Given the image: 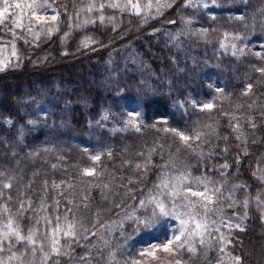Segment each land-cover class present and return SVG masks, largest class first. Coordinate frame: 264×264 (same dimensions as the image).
I'll use <instances>...</instances> for the list:
<instances>
[{"label": "snow or ice", "instance_id": "obj_1", "mask_svg": "<svg viewBox=\"0 0 264 264\" xmlns=\"http://www.w3.org/2000/svg\"><path fill=\"white\" fill-rule=\"evenodd\" d=\"M241 2L247 5L248 0ZM176 6L177 0H147L146 3H142L141 0H108L107 4L99 5L90 2L86 7H82L81 11L86 13L99 11L101 24L105 22L103 13L106 8L119 10L121 15L134 14L141 18L142 24H147L149 20L162 16L165 11ZM219 7H221L220 0H183L179 5V9H193L197 12L203 10L204 15L213 22L218 17L212 9ZM261 12L260 26L264 31V10ZM65 14H67V6H65ZM60 16L61 13L48 0H0V27L6 29L12 37L10 57L0 56V73L5 72L10 66L20 67L16 40L23 39L24 43L28 44L29 40L24 33L30 35L33 41L40 40L42 35L50 38L59 29ZM228 19L244 23L248 34L221 31L215 27H193L196 21L189 18L182 20L184 27L178 33H168V35L174 41H179L180 36L184 35L211 43L212 37L220 32L219 48L225 53L231 50L233 57L239 59L251 56L264 64V42L259 44L258 51L249 48L248 43H243V46H239L238 43L250 41L255 34L257 27L255 14L252 15L251 25L246 23V14L232 15ZM108 20L113 22L115 17L109 16ZM89 23L95 24L96 21L85 19L83 24H77V27ZM168 23L175 24L176 21L170 20ZM69 27L71 28V24ZM17 30H20L21 34L18 35ZM115 30L114 27L113 31ZM153 31L157 32L159 29ZM68 35L69 33H64V37ZM95 43L97 41L93 38L85 37L81 41V47L90 48ZM3 51V46H0V54ZM62 55L68 53L64 52ZM250 67L264 78V66L250 65ZM208 86L213 87L211 84ZM252 90L253 84L246 83L241 96H249ZM123 91L124 89L121 88L116 95L120 96ZM224 91L222 87H215L216 93H224ZM141 99L147 104L150 94L145 92ZM214 100L215 97L209 101H197L189 96L191 106L200 111H211L216 106ZM15 103L20 106L17 112L20 122L11 116L4 118L3 123L16 130L14 140L5 139L4 143L13 144L21 151L28 147L25 143L26 137L34 129L55 127L56 120L53 119L52 124L49 125L50 118L59 119L61 126L71 119V114L68 112L71 102L58 95H50L43 88L37 89L35 94H27L25 99H17ZM255 104L256 101L253 100L252 103L247 104V108L252 109ZM235 107L237 111H241L244 104L237 103ZM123 115L124 119L121 121L123 128H114L110 131L128 129L141 131L146 112L142 110L140 102L128 108ZM222 115L228 117V126L237 142L234 145L237 150L236 155L230 164L227 160L228 136H224L225 146L220 152L224 155L225 162L218 167L214 165L200 175H194V166L187 163L186 158L179 157L180 148H177L176 155L169 153L167 160L155 164L153 156L157 154L158 148L163 149V144L145 145L146 151H136L135 158L124 159L119 166L121 169L131 170L132 175L126 177L113 172L108 174V179L104 182L100 178L105 176L107 169L98 172L95 165L101 161L105 153L96 151L92 154L88 147L82 149L94 166L82 167L80 176L96 177V182L92 180L86 182L87 187L100 189L102 200L112 205L108 211L119 210L118 221L105 223L101 218V210L92 214L90 194L85 192L77 194L74 190L76 185L70 180H60L57 183L55 179L49 181L45 176L41 180L39 192L36 193L33 185L35 178L39 176L38 171L32 174V178L27 183H23V175H18L15 169L6 168L0 171V264H65V261L67 264H93L94 261L95 264H187L183 258L184 253L187 252L190 257L198 256L200 249L204 250L207 264H245L244 256L234 253L236 245L243 244L242 241L235 239V233L246 232L245 221L249 218L248 210L253 200L259 212V219L264 222V193L258 189L253 197L249 191L250 185L246 183H232L227 192L225 186L229 183L228 170L234 165L235 175L238 176L243 158L252 155L249 143L256 145L257 139H250V136L254 134L258 125L252 115L245 116L242 111L239 116L229 112H222ZM260 115L264 118V112ZM241 117L252 133L245 131ZM108 118L109 112L104 111L100 119L95 121V125L103 127L101 121H106ZM163 123L167 124V120ZM92 126L93 122L89 120V127ZM152 127H155V124ZM217 127L218 125L213 124L200 126L197 122L191 133L180 127H164L157 131L170 133L178 138L188 153L203 162L217 155L216 150L220 146L218 143L212 144L209 139L213 135L219 139ZM205 145L208 146L207 152L204 150ZM54 149V145L37 146L30 149L27 155L38 157L41 152H50ZM106 154L111 158L112 150L109 149ZM17 155L14 149L12 156ZM160 156L163 160V152H160ZM57 159L63 161L64 157L58 156ZM50 167L56 170L58 165L53 163ZM249 167L252 168L251 176L264 187V153L257 156L254 166L250 164ZM153 168L159 169L156 180L145 191L149 172ZM215 171H219L223 179L216 180L208 174ZM240 190L244 192L242 199L237 196ZM33 195H38V203L33 199ZM241 207L243 212H237L236 209ZM229 211L231 215L228 214ZM27 213L32 215L29 216ZM24 221H29L27 230ZM126 224L131 227L132 234L126 233ZM116 230H119L123 243H118L113 249L110 240L104 238V233L111 235ZM142 232L150 233L152 239L137 241L139 247H136V244L129 247V241L133 240V236ZM91 238L102 241L103 247L90 243ZM76 247L84 248L85 254L76 255ZM210 251H216L217 255L214 259H209Z\"/></svg>", "mask_w": 264, "mask_h": 264}, {"label": "trees", "instance_id": "obj_2", "mask_svg": "<svg viewBox=\"0 0 264 264\" xmlns=\"http://www.w3.org/2000/svg\"><path fill=\"white\" fill-rule=\"evenodd\" d=\"M48 2L61 13L58 31L50 38L42 35L38 41H33L28 35V44H25L23 39L16 40L20 67L11 66L0 73V171L6 168L15 169L18 175H23V183H27L32 178V174L38 171L39 176L35 178L33 185L36 193L39 192L41 180L45 176L49 181L55 179L57 183L60 180H70L76 185L74 190L77 194L81 192L90 194V212L94 214L97 210H101L102 220L110 223L119 219L117 215L119 210L108 211L112 205L102 200L100 189L87 187L86 182L88 180L96 182V177L80 176L82 167L94 166L88 160L87 154L83 153L84 147H88L92 154L96 151L105 153L101 161L95 165L98 172L107 169L105 176L100 178L104 182L107 181L108 174L113 172L126 177L132 175L131 170L121 169L119 166L124 159L135 158L136 151H146L145 145L163 144V149L158 148L157 154L153 156L155 164L167 160L169 153L176 155L177 148H180L179 157L186 158V162L194 166V175H200L214 165L218 167L225 162V157L220 152L225 146L224 136H228L227 160L232 164L237 151L234 145L237 142L228 126V117L223 116L222 112L235 113L239 116L242 111L245 116L252 115L258 125L254 134L250 136V139H257V144L249 143L252 155L243 158L238 176L235 175L234 165L228 170L229 183L225 186V192L232 183H246L250 185L249 191L253 197L258 189L264 193V187L251 176L252 168L249 167L250 164L254 166L257 156L264 153V118L260 115L264 112V78L260 77L250 65L264 66V64L251 56L239 59L233 57L231 50L225 53L219 48L220 32L212 37L211 43L184 35L180 36L179 41H174L168 35V33H178L184 27L182 20L189 18L196 21L193 27H215L221 31L248 34L244 23L229 20L228 17L246 14V23L251 25L252 15L255 14L257 25L255 34L250 41L238 43L239 46L248 43L249 48L258 51L259 44L264 42V31L260 26L264 0H248L247 5L241 0H220L221 7L212 9L218 17L214 22L204 15L203 10L197 12L193 9H179L183 0H177L176 7L168 9L154 20H149L147 24H142L141 18L134 14L121 15L119 10L109 8L105 9L103 13L105 22L101 24L99 11L92 13L81 11V8L86 7L90 2L99 5L107 4L108 0H48ZM65 6H67V14H65ZM109 16H114L115 20L109 22ZM85 19H93L96 23L77 27V24L82 25ZM170 20H175L176 23H168ZM114 27L115 31H113ZM154 29L159 31L154 32ZM65 32L69 33L67 37H64ZM85 37H91L97 43L90 48H82L81 41ZM0 38L1 41L6 42L12 40L11 35L3 27H0ZM130 49L140 55L147 66V72L153 74L142 76L132 65L124 63L125 53ZM64 52L68 55H62ZM246 83H252L253 90L245 97L241 96V92ZM209 84L213 87L210 88ZM215 87L224 88V93H216ZM41 88L50 95H58L71 102V107L68 109L71 114L70 121H66L61 126L59 119L50 118L49 125L55 119V127L34 129L27 135L25 143L28 147L23 151L15 148L13 144H5V139L14 140L16 130L3 123L4 118L11 116L20 122L17 115L20 106L15 101L27 98V94H35L36 90ZM121 88L124 91L117 96L116 93ZM145 92L150 94L147 104L141 99ZM189 96L197 101H209L215 97L216 106L211 111H200L191 106ZM253 100L256 104L252 109H248L247 104L252 103ZM130 101L140 102L143 111L146 112L143 117L146 123L141 126L140 132L128 129L122 133L111 134L105 128L95 125V121L100 119L104 111L109 112L110 118L122 121L124 107ZM237 103L244 104L241 111H237L235 107ZM182 104L185 105V109L181 108ZM89 120L93 122L92 127H89ZM164 120H167V124L163 123ZM197 122L200 126L218 125L219 139L215 135L209 137L212 144L218 143L220 146L216 150L217 155L203 162L188 153L178 138L170 133L157 131L164 127H180L191 133ZM241 123L246 132L252 133L243 117ZM153 124L155 127H152ZM83 143L87 144L84 146ZM53 145L55 146L53 151L41 152L38 157L27 155L30 149L37 146ZM14 149L18 153L16 157L12 156ZM109 149L113 153L111 158L106 154ZM204 150L207 152V145L204 146ZM160 152H163V160ZM58 156H63L64 160L59 161ZM53 163L58 165L56 170L50 167ZM158 171L159 169L153 168L149 172L145 191L156 180ZM208 174L213 179H223L219 171ZM239 192L243 196V190ZM15 194L14 190L13 195ZM33 199L39 202L38 195H33ZM61 207L63 208V204ZM248 211L249 218L245 221L246 232L235 233V239L242 241L243 244L242 246L237 244L234 253L243 255L245 264H264V222L259 219L254 200L250 203ZM27 215L30 216L32 213ZM28 226L29 221H24L25 230ZM81 252H83L82 247L75 248V254ZM209 254V259H214L217 255L216 251H210ZM183 258L187 264H207L202 255L190 257L185 252Z\"/></svg>", "mask_w": 264, "mask_h": 264}, {"label": "rangeland", "instance_id": "obj_3", "mask_svg": "<svg viewBox=\"0 0 264 264\" xmlns=\"http://www.w3.org/2000/svg\"><path fill=\"white\" fill-rule=\"evenodd\" d=\"M142 3H146L147 0H141ZM49 14L51 15V9H49ZM18 35L21 34L20 33V30L17 31ZM24 35L28 36L27 33H24ZM30 36V35H29ZM2 39L0 38V46H3L4 48V51L2 54H0V56H3V57H10V54H11V42L12 40H9L8 42L6 41H1ZM18 51V50H17ZM126 55L124 56V63H127V64H130L134 67V70L137 72V73H140L142 74V76H148V75H151L153 74L152 72H147V66L146 64L143 62V60L141 59L140 55L133 51V49H130L127 53H125ZM16 61L14 60L13 63H15ZM11 67V66H10ZM9 67V68H10ZM135 103H137L136 101H130V102H127V104L125 105L124 107V112L130 108L131 106H133ZM142 108V107H141ZM181 108L182 109H185V105H181ZM143 110V109H142ZM185 111V110H184ZM124 114V113H123ZM123 120V119H122ZM102 125H103V128H105L108 132H110L111 134L113 133H122L124 131H110L111 129H121L123 128V124L121 123V121L119 119H112L110 118V115H109V118L108 120L106 121H101ZM145 120H144V124L145 125ZM87 143H83V145L85 146ZM237 196L238 198H243V196L240 194V192L237 193ZM237 212H240L242 213L243 212V208H238L236 209ZM229 215H231V211H229L228 213ZM119 220V219H118ZM117 220V221H118ZM126 233L127 234H132V229L131 227H129L127 224H126ZM104 238L105 239H108L110 240L111 242V247L113 249L116 248L117 244L120 243L122 244L123 243V238L120 237V232L119 230H116L114 231V233H112L111 235H109L107 232L104 233ZM162 238V237H161ZM152 239V235L150 233H147V232H142L140 234H136L133 236V240H130L129 241V247H131L133 244H136V247H139V244H137L136 242L137 241H143V240H150ZM90 243H93V244H97L98 246L100 247H103V243L102 241L98 240L97 238H93ZM85 254V249L83 248V252L79 253V254H76V255H83ZM7 255V253H5V256ZM93 255H95V252L93 253ZM126 255V253H125ZM199 255H202L204 257V250L203 249H200L199 250ZM208 257L210 258V254L208 253ZM65 264H67V262L65 261ZM93 264H95V261L93 262Z\"/></svg>", "mask_w": 264, "mask_h": 264}]
</instances>
